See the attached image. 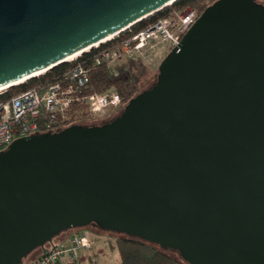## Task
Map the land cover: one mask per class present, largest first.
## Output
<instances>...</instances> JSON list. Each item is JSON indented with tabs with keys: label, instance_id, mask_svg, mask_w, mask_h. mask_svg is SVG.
I'll return each instance as SVG.
<instances>
[{
	"label": "water",
	"instance_id": "water-1",
	"mask_svg": "<svg viewBox=\"0 0 264 264\" xmlns=\"http://www.w3.org/2000/svg\"><path fill=\"white\" fill-rule=\"evenodd\" d=\"M174 1L0 0V86ZM87 225L190 264H264V4L208 5L112 120L0 150V264Z\"/></svg>",
	"mask_w": 264,
	"mask_h": 264
},
{
	"label": "built area",
	"instance_id": "built-area-1",
	"mask_svg": "<svg viewBox=\"0 0 264 264\" xmlns=\"http://www.w3.org/2000/svg\"><path fill=\"white\" fill-rule=\"evenodd\" d=\"M198 15L189 7H170L164 16L96 52L92 64L115 65L126 60L146 62L162 58L179 45ZM89 70L83 63L75 62L54 81L39 83L10 96H6L8 87L0 90V150L17 138L74 123L83 114L100 118L117 110L122 104L117 91L86 92ZM48 245H43L34 259L21 264H59L64 260H76L79 250L92 248L93 240L83 232L74 231L67 239Z\"/></svg>",
	"mask_w": 264,
	"mask_h": 264
},
{
	"label": "trees",
	"instance_id": "trees-1",
	"mask_svg": "<svg viewBox=\"0 0 264 264\" xmlns=\"http://www.w3.org/2000/svg\"><path fill=\"white\" fill-rule=\"evenodd\" d=\"M214 1L215 0H176L167 8L147 16L126 30L113 36L110 40L100 43L97 47L90 48L88 51L82 52L75 60L70 62L65 61L57 66H54L53 68L48 69L36 77H31L24 82L9 86L6 90V96L26 90L30 87L36 86L39 83H48L54 81L65 69L70 67L72 64L75 62H81L90 69L89 82L86 92H103L107 89H113L120 94L122 104L117 110L108 113L107 116L110 117L104 121H101L100 123H95V119H98L97 117L91 116L89 114H83L76 122L69 123L65 126H62L61 128H57L48 132L53 133L72 124L84 125L86 121L93 122V124L87 125H101L106 123L118 116L124 105L140 92L138 91V71H133V69L135 66H137L139 69L140 66H138L136 63L141 61L126 60L120 65V68L117 65H93L92 57L94 54L99 50L112 45L114 42L119 41L131 35L135 31L147 26L157 18L164 16L170 7H189L194 9L197 14H200ZM110 245L112 248L115 247L117 249L119 255V262L116 264H184L176 256L172 255L173 251H166L165 249L159 248L155 244L143 241L139 238L129 237L126 235L117 236L116 239H114V242H111Z\"/></svg>",
	"mask_w": 264,
	"mask_h": 264
},
{
	"label": "rangeland",
	"instance_id": "rangeland-1",
	"mask_svg": "<svg viewBox=\"0 0 264 264\" xmlns=\"http://www.w3.org/2000/svg\"><path fill=\"white\" fill-rule=\"evenodd\" d=\"M258 3L264 4V0H256ZM164 57V56H163ZM159 58V59H155L153 61H146V62H138L136 63L139 67L135 66L133 71L135 70L136 72L138 71V76H139V89L138 91H142L145 90L149 87H151L155 81H156V75L158 73V65L160 63V61L163 59ZM140 61V60H139ZM124 63V62H119L116 63L115 65H117L120 68V65ZM110 116H105L103 118H98L95 119L96 122L95 123H100L101 121L106 120L107 118H109ZM87 124H93L92 121H86L84 123V125ZM74 231H80L85 233L86 235L92 237L93 240V251L95 254V263L93 264H116L119 262V255L117 252V249L115 247H111L110 243L114 242V239H116L117 236H122V233H118L112 230H108V229H102L96 225H87L84 227H76V228H71L68 229L66 231H63L62 233H60L59 235L55 236L52 239L53 243H56L58 241H60L61 239H63L66 236L67 232H74ZM49 243H44L45 247H48ZM159 247V246H158ZM42 246L37 247L36 249H34L30 254L27 255L26 258L23 259V262H27L31 259H33L39 252H41L42 250ZM91 248V249H92ZM161 248V247H159ZM163 249V248H161ZM166 251L170 250L173 251L172 255L176 256L182 263L184 264H190L186 261H184L182 259V257L178 254V252L172 250V249H165ZM81 252V250H79ZM83 262H86V260H83ZM88 264V263H86Z\"/></svg>",
	"mask_w": 264,
	"mask_h": 264
},
{
	"label": "crops",
	"instance_id": "crops-1",
	"mask_svg": "<svg viewBox=\"0 0 264 264\" xmlns=\"http://www.w3.org/2000/svg\"><path fill=\"white\" fill-rule=\"evenodd\" d=\"M71 233L72 232H67L66 236L61 240L67 239L71 235ZM94 259H95V254H94V251L92 248L90 250H81V252L79 251L76 260H64L63 262H61L59 264H86V263L93 264V263H95ZM83 260H86V262H83Z\"/></svg>",
	"mask_w": 264,
	"mask_h": 264
},
{
	"label": "bare ground",
	"instance_id": "bare-ground-1",
	"mask_svg": "<svg viewBox=\"0 0 264 264\" xmlns=\"http://www.w3.org/2000/svg\"><path fill=\"white\" fill-rule=\"evenodd\" d=\"M113 36H115V35H112V36H110L109 38H112ZM97 44H99V43L94 44V46H96ZM88 49H90L89 46L83 48L82 50H80V51H78V52H76V53H74V54L69 55V56L66 57L64 60H69V59H71V58H74V57L80 55L82 52L87 51ZM47 69H48V68H45V69H42V70H39V71H35V72H33V73H31V74H29V75L23 77V78H20V79L15 80V81H13V82H11V83H8V84H5V85H2V86H0V90H2L3 88L9 87V86H11V85H13V84H18V83L24 82L25 80H27L28 78H31L32 76H36V75H38V74H41V73L47 71Z\"/></svg>",
	"mask_w": 264,
	"mask_h": 264
}]
</instances>
